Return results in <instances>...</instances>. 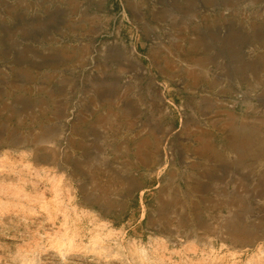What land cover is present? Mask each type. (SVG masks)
<instances>
[{
    "label": "rangeland",
    "instance_id": "obj_1",
    "mask_svg": "<svg viewBox=\"0 0 264 264\" xmlns=\"http://www.w3.org/2000/svg\"><path fill=\"white\" fill-rule=\"evenodd\" d=\"M0 264H264V0H0Z\"/></svg>",
    "mask_w": 264,
    "mask_h": 264
},
{
    "label": "bare ground",
    "instance_id": "obj_2",
    "mask_svg": "<svg viewBox=\"0 0 264 264\" xmlns=\"http://www.w3.org/2000/svg\"><path fill=\"white\" fill-rule=\"evenodd\" d=\"M204 68V67H203ZM192 70V69H191ZM203 72V71H202ZM189 73V72H188ZM194 74V73H193ZM159 85V84H158ZM162 95V94H161ZM163 100V99H162ZM233 134V133H232ZM250 138V137H249ZM198 139H199V141H200V145L198 146L197 145V150H198V152L199 153H205V155H206V153H209V144H208V142H207V140H206V138H203V137H201V136H198ZM251 139H252V137H251ZM149 140V139H148ZM147 140V141H148ZM243 140H244V143H247L246 142V140L248 141V135L246 136V138H243ZM142 142H144V140H142L141 141V143ZM140 143V142H139ZM249 143V142H248ZM146 144V143H145ZM140 146V145H139ZM243 147H245V146H243ZM162 154H164V156L165 155H167V153L166 152H164V151H162L161 152ZM140 156H142L141 154H139ZM49 156V155H48ZM211 156H213V154L211 155ZM166 166V163L163 165V167H165ZM162 167V168H163ZM144 211V210H143ZM144 215V214H143ZM228 232V231H227ZM229 236H230V239L232 240V241H234L235 243H237V242H239V243H245V241H249L250 243H251V239H253V237H251L250 236V234L248 235V234H246V233H244V232H242V231H240V230H232L230 233H229ZM255 238V237H254ZM254 240V239H253ZM233 242V243H234ZM243 243V244H244ZM247 243V242H246Z\"/></svg>",
    "mask_w": 264,
    "mask_h": 264
},
{
    "label": "water",
    "instance_id": "obj_3",
    "mask_svg": "<svg viewBox=\"0 0 264 264\" xmlns=\"http://www.w3.org/2000/svg\"><path fill=\"white\" fill-rule=\"evenodd\" d=\"M90 39H93L92 36L90 37ZM177 140H181L180 134H175L174 137L171 138L170 142L175 143V141H177Z\"/></svg>",
    "mask_w": 264,
    "mask_h": 264
}]
</instances>
